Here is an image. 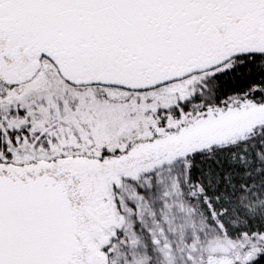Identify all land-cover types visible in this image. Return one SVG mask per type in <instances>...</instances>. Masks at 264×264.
Here are the masks:
<instances>
[{
  "label": "snow or ice",
  "instance_id": "snow-or-ice-1",
  "mask_svg": "<svg viewBox=\"0 0 264 264\" xmlns=\"http://www.w3.org/2000/svg\"><path fill=\"white\" fill-rule=\"evenodd\" d=\"M0 264H264V0H0Z\"/></svg>",
  "mask_w": 264,
  "mask_h": 264
}]
</instances>
